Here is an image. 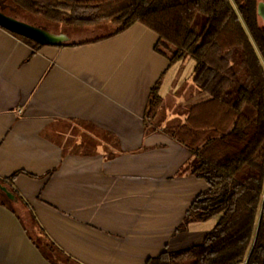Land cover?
Segmentation results:
<instances>
[{
  "label": "crops",
  "instance_id": "obj_1",
  "mask_svg": "<svg viewBox=\"0 0 264 264\" xmlns=\"http://www.w3.org/2000/svg\"><path fill=\"white\" fill-rule=\"evenodd\" d=\"M82 37L33 49L0 27V178L13 176L37 222L0 204V264H144L204 236H186L195 222L175 233L207 184L166 131L197 101L195 87L171 95L178 72L163 89L172 64L140 23ZM157 81L162 103L146 120Z\"/></svg>",
  "mask_w": 264,
  "mask_h": 264
},
{
  "label": "trees",
  "instance_id": "obj_2",
  "mask_svg": "<svg viewBox=\"0 0 264 264\" xmlns=\"http://www.w3.org/2000/svg\"><path fill=\"white\" fill-rule=\"evenodd\" d=\"M6 1L53 23L113 27L90 41L140 23L156 34L154 47L170 64L192 55L207 29L215 30L192 72L197 93L205 96L186 108L180 123L165 129L190 152L189 172L207 184L192 199L175 233L219 216L198 243L163 250L144 264H264V25L257 14L264 0ZM12 34L33 49L43 45ZM161 103L157 81L144 119H153ZM245 106L254 112H244ZM229 130H238L240 137L227 136ZM12 177L0 178V185L14 199L0 190V204L18 210L25 226L35 228V217L12 186ZM43 244L54 249L47 240Z\"/></svg>",
  "mask_w": 264,
  "mask_h": 264
},
{
  "label": "rangeland",
  "instance_id": "obj_3",
  "mask_svg": "<svg viewBox=\"0 0 264 264\" xmlns=\"http://www.w3.org/2000/svg\"><path fill=\"white\" fill-rule=\"evenodd\" d=\"M6 2H7L6 0H0V11L3 12L4 14L16 17L20 20L29 23L30 25L48 30L52 33H58L62 31L63 34H65L68 38L71 39H82L83 38L82 36L84 35H87V37L96 36L105 31H110L113 29L111 25H108L103 29H97V27H93V26L83 27V26L65 25L62 23L49 22L33 13L9 6ZM201 21H202V17L198 16L197 22L200 23ZM94 30H98V31L94 32ZM214 34H215V30L213 28H208L206 33L197 43V46L193 51L192 55L187 56L186 58L172 64L169 73L166 75L163 81V89L167 84L169 85L175 74L179 72L178 78H180V81L179 83H177V85L173 87L171 95H173L175 91L178 92L177 94H179L178 96L181 98L189 94L191 86L194 88V85L191 82L187 81L188 80L187 76H189V72H191L194 67L195 58L200 55V53L203 51L202 50L203 47L211 40ZM180 64L182 65L181 67ZM197 95H198L197 100L205 96L204 94L201 95L199 93H197ZM243 111L248 114L254 112L253 109L249 106H245ZM227 136L233 138H239L240 132L238 130L235 131L229 130L227 132ZM218 216L219 214L209 219L195 222L194 225H192L191 227L190 234L186 236L192 239H194V237H197L196 240H191V241L194 242L199 241L198 235L203 236L206 232H208L216 223Z\"/></svg>",
  "mask_w": 264,
  "mask_h": 264
},
{
  "label": "water",
  "instance_id": "obj_4",
  "mask_svg": "<svg viewBox=\"0 0 264 264\" xmlns=\"http://www.w3.org/2000/svg\"><path fill=\"white\" fill-rule=\"evenodd\" d=\"M257 14L261 18L262 23L264 25V2L258 3ZM0 27L4 28L5 30L11 33L26 37L43 45L60 44L68 40V37L63 33H52L48 30L35 27L16 17L6 15L1 11ZM0 190L5 194L8 199H14V195L9 190H7L6 187L0 185Z\"/></svg>",
  "mask_w": 264,
  "mask_h": 264
}]
</instances>
